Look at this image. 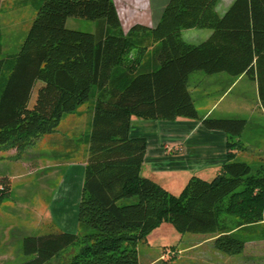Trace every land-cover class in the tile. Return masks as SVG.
I'll return each instance as SVG.
<instances>
[{
    "label": "trees",
    "instance_id": "16d2710c",
    "mask_svg": "<svg viewBox=\"0 0 264 264\" xmlns=\"http://www.w3.org/2000/svg\"><path fill=\"white\" fill-rule=\"evenodd\" d=\"M217 2L169 0L154 27L135 24L123 33L113 0H38L18 51L3 55L0 43V146L23 150L92 101L77 230L52 223L45 234L24 237L31 257L20 264H140L139 241L162 221L179 232L215 234L224 254L243 252L244 238L221 214L237 216L240 228L264 222V175L236 159L245 119L201 117L188 80L195 70L254 78L255 57L264 56V0H235L222 16ZM68 17L97 20L96 31L69 29ZM186 28L212 34L190 43L181 35ZM132 116L182 117L222 130L226 160L211 180L192 176L173 194L141 174L147 142L129 135ZM10 185L0 176V200Z\"/></svg>",
    "mask_w": 264,
    "mask_h": 264
},
{
    "label": "rangeland",
    "instance_id": "374dc122",
    "mask_svg": "<svg viewBox=\"0 0 264 264\" xmlns=\"http://www.w3.org/2000/svg\"><path fill=\"white\" fill-rule=\"evenodd\" d=\"M37 6L38 0H14L2 5L0 43L1 47L4 45L1 48L3 55L16 53L18 43L23 41L36 15ZM66 27L94 33L97 20L68 17ZM183 30L186 36L191 31L189 28ZM36 88L29 104L34 101ZM91 102L85 101L74 112L64 114L52 130L41 133L76 140V149L63 147L60 150L58 144L47 143L49 138H38L40 134L32 137V142L23 150H18L16 146H2L16 149L17 154L9 157L0 146V176L10 175L20 168L10 178L9 192L0 200V264H20L29 259L31 256L23 253L24 237L45 234L52 223L65 231L77 230L81 189L68 196L64 192L62 175L68 168L65 163L79 162L86 156L91 128ZM39 150H43L42 154L29 161L34 163L32 169L20 162ZM253 157L252 173L264 175V162L258 161L255 155ZM212 178L202 177L204 180ZM221 218L244 238V249L240 254L228 255L218 251L213 245V233L179 232L170 222L162 221L139 241L140 264H264V222L245 224L240 228L237 226L240 222L237 216L224 212ZM72 252L69 249L63 256L68 258ZM52 264H55V260Z\"/></svg>",
    "mask_w": 264,
    "mask_h": 264
},
{
    "label": "crops",
    "instance_id": "0c3cea01",
    "mask_svg": "<svg viewBox=\"0 0 264 264\" xmlns=\"http://www.w3.org/2000/svg\"><path fill=\"white\" fill-rule=\"evenodd\" d=\"M7 1L14 0H3L1 7ZM168 1L113 0L123 33H127L135 24L154 27ZM234 1L218 0L215 6L217 13L220 16L224 15ZM189 29L191 31L188 36L185 35L184 30L181 31V35L190 43H200L212 34L209 28ZM195 29L197 31H193ZM20 44L21 42L18 43V49ZM2 47H4L3 44ZM254 69V78L246 73L231 75L221 71L208 74L202 70H195L189 74L188 80V90L201 117L245 119V127L237 136L242 143V149L237 151L236 159L241 158L250 164L253 163L254 155L257 156L258 161L264 162V56L258 63L255 57ZM69 127L73 128V126ZM52 134L40 133L38 138L42 136V140L49 138L47 143L58 144L60 150L63 147L66 149L78 147L76 140H66L62 135ZM129 135L144 137L147 142L141 174L151 178L173 194L180 193L192 176L214 177L226 160L227 133L222 130L208 129L198 120L182 117L175 120H158L132 116ZM2 146L4 145H1V149L8 157L17 154L15 148ZM42 151H36L20 162L32 169L34 163L29 161L42 154ZM83 151L82 154H84ZM65 164L68 168L62 175V185H64V192L71 196L82 188L85 164L83 158L79 162ZM19 169L13 170L10 175L1 176L14 177V173Z\"/></svg>",
    "mask_w": 264,
    "mask_h": 264
}]
</instances>
